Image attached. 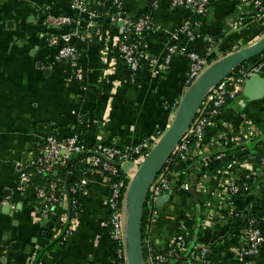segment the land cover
<instances>
[{
  "label": "crops",
  "instance_id": "obj_1",
  "mask_svg": "<svg viewBox=\"0 0 264 264\" xmlns=\"http://www.w3.org/2000/svg\"><path fill=\"white\" fill-rule=\"evenodd\" d=\"M151 1L123 0L121 7L100 11L104 0H94L79 11L73 0H0V264H111L110 177L95 167L83 171L85 186L69 216L74 232L59 241L55 228L46 227L49 220L41 218L43 203L34 184L21 180L19 164L35 154L50 133L77 136L88 147L132 145L163 134L187 89L190 65L184 53L164 64L170 44L202 54L213 47L217 60L264 35L263 21L250 19L254 8L245 0H212L191 41L180 37L179 29L192 18V9L171 0L150 7ZM119 11L130 20L149 13L154 22L141 40L149 59L136 72L116 51L124 27L115 20ZM60 15L70 16L72 23L47 22L48 16ZM55 35L69 38L54 43ZM65 43L77 49L74 62L56 59ZM259 74L264 77V65ZM243 91L244 84L193 144L189 158L173 166L171 195L162 205L157 203L158 217L148 235L158 249H166L181 223L191 220L194 241L211 248V264H264V243L256 257L238 260L237 251L247 244L242 224L232 230L234 224L207 216L204 206L205 201L218 205L222 197V177L208 168L218 153L244 151L253 161L246 170L258 172L261 179L256 157L264 147V96L254 99ZM67 163L54 176L64 175L65 181ZM185 180L197 201L191 187L190 194L183 189ZM60 194L56 214L68 211L65 183ZM235 207L241 214H256L264 233V184L237 199ZM226 240L231 244L213 261V250L224 249Z\"/></svg>",
  "mask_w": 264,
  "mask_h": 264
},
{
  "label": "built area",
  "instance_id": "obj_2",
  "mask_svg": "<svg viewBox=\"0 0 264 264\" xmlns=\"http://www.w3.org/2000/svg\"><path fill=\"white\" fill-rule=\"evenodd\" d=\"M94 0H73V7L79 11H85L88 5ZM254 8V13L250 19H260L264 23V0H245ZM118 7H121L122 0H115ZM158 0H152L150 6H156ZM212 0H171V3L176 6H187L193 11L191 19L186 20L179 29L180 37H185L187 40H194L196 32L201 24L200 17L205 15L210 7ZM97 16V15H96ZM115 20L121 21L124 24L116 42V48L120 52L122 58L132 72H136L141 67L142 59H149L146 50L138 41H133L132 37L139 36L143 32L149 31L154 27V22L149 13L136 19L130 20L123 16L122 12H118ZM47 22L55 26H63L72 23V18L66 15L48 16ZM100 34V29L96 30ZM69 36L52 37V41L57 43L62 40H68ZM214 42V39H210ZM215 49L211 47L207 54H202L195 50H188L177 42H173L168 46L164 53V64L169 65L174 55L184 53L190 60L189 71L185 79V84L188 87L210 63L208 57L215 54ZM77 57V49L74 45L63 44L57 54V61L74 62ZM264 65V55L257 63H247L238 66L218 85L214 86L207 94L201 107L199 108L194 121L186 131L180 143L175 148L172 155L177 156L180 160H187L192 150L193 144L201 139L204 135L206 127L215 121L222 114L225 106L230 100L237 97L239 89L244 84L245 80L252 75L259 73ZM179 104V103H178ZM162 134L152 137V139H144L132 145H114V144H97L95 147H88L87 144L77 136L62 137L56 133H50L46 136L43 146L33 155L29 156L25 161L19 164L20 178L23 182L31 183L32 177L37 174H52L60 166L67 163L68 159L73 154L88 153L85 162L90 167L101 169L109 177V223L111 228V238L113 243H116V250L119 257L123 258L120 264H127L125 250V227H124V196L128 185L126 186V177L119 175V167L124 169L127 163H133L130 168L131 172H127V177L132 178L135 170L144 160L145 156L155 145ZM192 140L195 142L192 143ZM171 155V157H172ZM258 170L261 179L264 173V147L259 153ZM171 157L163 167L162 171L154 180L147 205L149 209L150 222L152 223L158 217L157 200L171 190L172 170L167 164L170 163ZM215 159H224L228 157V161L220 168L214 169L218 175L222 177L219 184L222 192V197L218 205L211 201H205V212L209 217L221 218L229 221L232 225L235 224L234 218L241 217L246 219V223L242 224L247 244L239 249L236 253V258L242 260L245 257H256L259 254L260 248L264 243V233L258 225V218L253 212L239 213L236 211V200L247 195L254 188H258L262 180L258 178V172L246 170V166H252L253 161L249 159L248 154L244 151L228 152L223 151L216 154ZM210 160V159H209ZM111 161L120 163V166L113 164ZM253 168V167H252ZM249 171V172H247ZM247 172V173H246ZM252 177V183H248L246 179ZM85 179L81 178L75 182L70 189L71 208L76 209L79 205V194L85 186ZM64 184L60 180L52 179L45 185L34 184L36 194L42 200L41 218L50 220L53 214H56L54 207L60 200V189ZM125 187V190H124ZM184 190H190L191 185L188 182L182 184ZM67 210L57 214V220L54 227L56 236H60L63 240L68 239L74 232V225L71 223ZM188 221L181 223V230L172 239L166 249H158L153 240L147 236L144 240L145 264H211L210 254L211 248L208 245L194 241L191 228L188 226ZM233 227V226H231ZM219 246H222L219 244ZM165 250V251H163Z\"/></svg>",
  "mask_w": 264,
  "mask_h": 264
},
{
  "label": "water",
  "instance_id": "obj_3",
  "mask_svg": "<svg viewBox=\"0 0 264 264\" xmlns=\"http://www.w3.org/2000/svg\"><path fill=\"white\" fill-rule=\"evenodd\" d=\"M263 53L264 35L248 46L227 53L210 63L187 87L171 124L135 170L126 190L124 196V242L127 264H145L142 223L144 208L151 186L191 126L207 94L238 66ZM243 92L250 98H262L264 96V77L256 73L247 78L244 82ZM75 155L73 154L67 163L66 171H68ZM111 162L120 166L119 162ZM133 166V163H127L124 166V171L129 172ZM65 189L68 198L69 216H71V195L67 176L65 179ZM191 192L197 201V194L193 187H191ZM170 195L171 192L159 197L157 200L158 205H162L165 200L169 199ZM56 220L57 214H53L46 224L47 229H52ZM47 233L48 231L46 230L44 235H47Z\"/></svg>",
  "mask_w": 264,
  "mask_h": 264
},
{
  "label": "trees",
  "instance_id": "obj_4",
  "mask_svg": "<svg viewBox=\"0 0 264 264\" xmlns=\"http://www.w3.org/2000/svg\"><path fill=\"white\" fill-rule=\"evenodd\" d=\"M123 2V0H122ZM111 7H118L117 3L115 2V0H104V5H102L100 7V11H107L108 9H110ZM151 7V6H150ZM146 15V14H145ZM144 16V15H142ZM140 16V17H142ZM138 17V18H140ZM136 18V19H138ZM136 19H131L132 21L133 20H136ZM145 32H143L142 34H140L139 36H135V37H132V40L133 41H138L140 44H142V37H143V34ZM116 51H117V54H118V57L120 58V52L119 50L116 48ZM264 55V53L260 56H257V57H254L252 59H250L249 61L245 62L244 64H247V63H257L260 61V59L262 58V56ZM217 58V56L213 53L211 55H209L208 59L210 62H212L213 60H215ZM121 60H123L122 58H120ZM145 58L142 59V62H141V65L145 62ZM124 61V60H123ZM125 62V61H124ZM142 141V140H141ZM195 142V140H192V143ZM261 152V151H260ZM89 156V154L87 153H81V154H77L75 155V161L69 166V169H68V179H69V187L71 188L72 185L79 181L81 178H82V173L83 171L90 167L89 164H87V162H85V158H87ZM259 158H260V155H258V157H256V159L259 161ZM180 158L177 157V156H173L171 157V160H170V163L167 164L169 166V168L172 170L173 169V166L175 165V163L177 161H179ZM228 161V157H225L224 159H215V157L213 156L209 162H208V168L214 170L216 168H220L221 166L225 165ZM61 170L65 171V167H63V169L61 168ZM60 170V171H61ZM263 173H264V168L262 169ZM247 173V172H246ZM119 175L121 177H126V186L129 184L130 182V179L129 177H127V172L124 171V169H122L121 167H119ZM64 175H60V176H54V174H37V175H34L32 177V180H31V183L33 184H38V185H45L47 184L50 180L52 179H56V180H60V182L62 184L65 183L64 181V178H63ZM246 181H248V183H252V177L246 179ZM184 182H187L186 180ZM262 185L264 184V182L261 183ZM124 190H125V187H124ZM186 193L190 194V191L189 190H185ZM256 215V214H255ZM150 215H149V209H148V205H147V202H146V205H145V208H144V213H143V223H142V233H143V245H145L144 243V240L145 238L150 234V226H151V222H150ZM241 217H238V218H234L233 220L236 221L235 224H234V227H232L231 229L234 230L236 228V226H239V222L240 223H243V226H244V223H246V219L242 218L240 219ZM188 226H190L191 230H192V224L191 223V220L188 221ZM62 240L61 238H59V241ZM227 242L223 243V246H224V249H214L213 252L215 254L212 253V260L214 261L215 259H217L218 255L225 249H227L229 247V245L231 243H228V240H226ZM113 258H112V263L111 264H120V262L123 261V258L119 257V255L117 254V250H116V243H113ZM144 251L146 252V248H144ZM165 251V250H163ZM218 254V255H216ZM220 256V255H219ZM248 259H252L253 257H246ZM211 261V260H210ZM234 261V260H233ZM241 262H244V259L240 260Z\"/></svg>",
  "mask_w": 264,
  "mask_h": 264
}]
</instances>
